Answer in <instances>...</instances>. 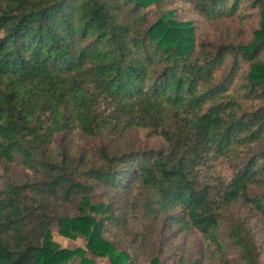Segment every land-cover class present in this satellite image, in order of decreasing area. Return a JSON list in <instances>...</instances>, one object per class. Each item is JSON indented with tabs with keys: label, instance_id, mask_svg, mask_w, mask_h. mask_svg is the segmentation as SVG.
<instances>
[{
	"label": "trees",
	"instance_id": "1",
	"mask_svg": "<svg viewBox=\"0 0 264 264\" xmlns=\"http://www.w3.org/2000/svg\"><path fill=\"white\" fill-rule=\"evenodd\" d=\"M165 3L183 14L149 17ZM235 14L256 17L249 38L213 29ZM131 130L164 146L103 141ZM73 137L100 140L88 150ZM15 163L23 175L7 180ZM101 187L125 191L129 212L170 230L175 250L159 238L143 259L132 253L117 202L95 201ZM236 202L249 213L226 221ZM55 226L86 248L61 246ZM263 233L264 0H0V264H95L88 252L110 264H264Z\"/></svg>",
	"mask_w": 264,
	"mask_h": 264
},
{
	"label": "rangeland",
	"instance_id": "2",
	"mask_svg": "<svg viewBox=\"0 0 264 264\" xmlns=\"http://www.w3.org/2000/svg\"><path fill=\"white\" fill-rule=\"evenodd\" d=\"M181 6V3H165L161 7L153 6L151 9H149V17L155 20L159 14H161L163 11L167 9H176L178 8V14L181 16L183 7ZM257 20L255 16H248L243 17V15L235 14L233 16L224 18L219 20L218 23L213 25V29L217 31H227L229 30L232 33H240V35L243 38H249L251 36V33L254 32V29L257 27ZM65 140H67L69 137H64ZM74 142H76V146L79 148H85L88 147V150L95 149L99 143L100 138L95 139H84L82 141L78 140L77 137H73ZM83 141H86L85 143ZM104 143L113 146L116 150L122 151L123 149H134L139 148L142 150H152V149H159L164 146L163 142L155 137L148 134V131L146 130H131L127 133H125L122 136H119L117 138L113 139H104ZM63 146L62 136H59L55 143L53 144V147L56 149H59ZM124 151V150H123ZM9 173L6 174L7 180H12L13 177L16 179H20L23 175V167L19 163H15L9 166ZM13 175V176H12ZM95 201H101L103 199L107 200H114L117 202V213L125 217V220L123 219L124 223L129 226L130 228V235H125V237H129L131 240L134 238V241L136 240V243L133 244V246L129 247V250L132 253L142 250L141 259H143V255H146L153 251L152 246L157 243H159L160 239H167L169 242H173L171 245V251H174L176 248V238H172L171 231L170 230H163L161 229V226H154L151 227V231L149 232L148 229L144 227V223L142 220L135 218L136 215L129 212V203H130V197L129 195L123 191V190H109V192H106V187H101L97 193L95 194ZM249 213L248 208L243 207L240 202H236L232 205V207L224 212V218L226 221L230 220L236 213ZM138 215V214H137ZM225 225L220 229L219 233L221 236V239L223 240L225 244V252H224V258L229 259L231 261H234L238 258L239 252L238 248L235 247L230 240H227L225 237L224 232ZM58 226H55L53 229V235L54 239L60 243L61 246L67 247V248H76V247H83L86 248V239L82 236H78L75 238L71 237H65L59 233ZM147 232V242L146 245H139L141 244V240H145V236H143L140 232L144 233ZM139 234V235H138ZM136 235V236H135ZM264 238V233L261 234ZM192 240L195 243L194 247V255H198L197 248L200 244V239L193 235L191 236ZM158 240V241H157ZM151 241V243H149ZM188 248H181L180 251H187ZM135 250V251H134ZM158 250V249H157ZM88 255L95 260V264H110V261L107 257H101L94 255L90 252H88Z\"/></svg>",
	"mask_w": 264,
	"mask_h": 264
}]
</instances>
